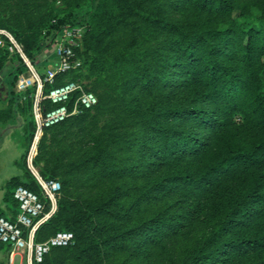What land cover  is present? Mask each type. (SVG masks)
Returning a JSON list of instances; mask_svg holds the SVG:
<instances>
[{
	"label": "rangeland",
	"instance_id": "1",
	"mask_svg": "<svg viewBox=\"0 0 264 264\" xmlns=\"http://www.w3.org/2000/svg\"><path fill=\"white\" fill-rule=\"evenodd\" d=\"M86 1L0 0V29L18 36L25 47L31 38L44 36L57 17ZM229 1L233 8L205 13V8L192 0H104L90 26L82 27L77 48L82 67L76 72V80L94 90L99 104L74 114L62 126L45 131L35 143L32 134L28 139L23 137L19 125L32 123L30 92L18 95L10 84V73L19 59L6 44H0L8 52L0 69V126L8 129L5 135L0 132V206L5 207L7 180L23 173L22 162L29 178L33 177V170L42 175L51 172L61 182L67 178L66 173L72 175V190H63L64 212L60 208L59 216L73 222L77 240L68 249L51 251L45 264H177L182 257L185 264H192L200 247H209L226 209L243 197L250 175L242 170L229 176L219 175L209 188L199 192L165 180L169 190L163 195L156 181L173 175L200 176L210 158L226 152L234 128L242 133L253 129L245 127L239 115L218 129L183 118L169 121L154 114L168 126L192 129V135L205 142L206 152L175 157L165 152L160 136L151 128L155 119L140 117L138 113L158 105L194 103L213 107L199 99L201 85L184 74L182 68L177 66L173 74L161 78L150 64L170 50L177 28L214 26L242 10L264 8V0ZM51 62L55 63L54 56L52 61L39 62L38 66L44 70ZM74 75L68 74L65 80ZM222 128L225 129L221 131ZM32 129L30 124L29 132ZM22 143L25 148L20 165L16 160L22 155ZM126 165L132 167L128 172L119 170ZM97 169L108 175L101 186L98 183L103 173H97ZM82 171L87 172L88 181H80ZM82 183L90 186L88 191L92 190L90 201L77 189ZM114 194L121 199L109 200ZM69 203H73L71 209ZM159 211L183 222V231L172 241L164 246L159 242L141 245L140 236L124 235L136 225L152 222ZM263 236L264 221L253 218L243 224H231L217 241ZM87 246L90 248L84 251ZM8 255L5 248L0 249V264H10ZM222 258L223 262L216 264H262L264 251L258 249L240 256L225 253ZM14 264L26 262L16 255Z\"/></svg>",
	"mask_w": 264,
	"mask_h": 264
},
{
	"label": "trees",
	"instance_id": "2",
	"mask_svg": "<svg viewBox=\"0 0 264 264\" xmlns=\"http://www.w3.org/2000/svg\"><path fill=\"white\" fill-rule=\"evenodd\" d=\"M103 1L87 0L84 5H76L63 16L57 17L49 25V30L44 36H37L26 42L25 50L31 59L37 60L46 49L50 48L60 37L66 24L88 28L93 21V15L101 8ZM192 1L195 5L204 7L203 12L205 13L218 8H225L226 10L228 7L233 8L229 0ZM176 30L175 37L170 41V50L159 60L151 63L150 66L155 72H158V77L161 78L173 74L175 68L179 66L184 74L201 85L199 99L208 102L213 107L206 108L194 103H189L187 106L158 105L147 107L144 112H139L140 117L147 119L153 117L155 119L153 121L154 127L151 128L156 130L160 136L159 141L163 142L165 152L178 157L187 152H206L207 149L203 140L192 135V129L186 130L168 126L157 120L154 114L167 117L169 121L183 118L195 121L199 125H211L218 129L227 126L234 116L239 115L242 117V123L245 124V127L248 126L253 131L242 133L238 128H234L230 133L226 152L215 158H210L206 169L200 176L173 175L163 180H157L156 185L162 195L165 194L166 190H169L167 188L169 185H165V180L176 187L186 185L190 190L199 192L209 188L216 176H229L237 170L246 172L250 175L251 181L244 190L243 197L234 206L226 209L222 221L212 233L209 247H200L198 253L192 257V264L223 262L225 258L223 259L222 255L225 253L240 256L244 252L258 249L264 251V236L262 238L243 237L238 240L217 241L222 231L227 230L233 223L236 225L243 224L253 218L264 221V8L242 10L236 16H228L227 20H221L214 26L202 25L199 29L177 28ZM16 37L19 39L18 36ZM7 53L5 49L0 48V69ZM18 59V66L10 73V84L14 90L19 76L25 70L23 61L19 57ZM78 71L60 75L57 84L65 82L66 76L71 73L75 75L72 79L67 80H76L78 78L76 72ZM85 88L94 92L87 85ZM17 94L19 95V93ZM98 104L99 99L93 108ZM69 118L46 129V131L62 126ZM30 120L34 123L32 112ZM224 129L222 128L221 131ZM33 131L34 127L30 134H33ZM122 168L119 170L128 172L132 167L126 165ZM98 172L103 173L101 169H97ZM80 174L81 182L87 180V172L82 171ZM43 176L56 178L51 172ZM66 177L62 182L58 179L62 186L61 195L63 190L67 192L72 190L70 181L72 175L66 173ZM107 177L108 175L103 173L98 184L101 186V181ZM18 185L28 187L42 197L41 188L34 176L29 178L27 173L25 180L18 176L11 177L6 182L3 200L14 206V214L8 217L5 210L0 207V213L11 220H14L18 214L19 203L14 198V190ZM89 188L90 186L86 183H82L77 188L81 191V196L88 201L92 198L89 194L92 190L88 191ZM117 198L121 199V196L114 194L110 195L109 200L114 199V202ZM72 205L73 203H69L68 208L71 209ZM60 208L64 212V208L62 209L61 206V196L57 211L37 229L35 239L37 242L46 241L59 231H72L74 233L73 222L59 216ZM183 226V222L178 217L164 216L159 211L152 222L147 225H136L130 231H126L127 234L124 233V235L140 236L141 245L150 242L152 244L157 243V245L160 243L161 246H164L163 243H169L175 235L178 236L183 231ZM39 237L42 239L38 240ZM76 240L75 234V242ZM72 245L53 247L51 251L68 249ZM1 248H5L6 252L11 251L10 244L0 243ZM89 248L88 246L85 247L84 251ZM172 248L169 247L173 251ZM48 254L42 262L35 264H45ZM177 264H185V257H182V260ZM262 264H264V260Z\"/></svg>",
	"mask_w": 264,
	"mask_h": 264
},
{
	"label": "built area",
	"instance_id": "3",
	"mask_svg": "<svg viewBox=\"0 0 264 264\" xmlns=\"http://www.w3.org/2000/svg\"><path fill=\"white\" fill-rule=\"evenodd\" d=\"M81 29L80 26L65 25L57 41L45 50L53 52L56 59L54 64L44 70L38 66L39 60L31 59L23 43L11 31L0 29V44H6L25 65L15 90L19 94L30 92L34 143L46 129L80 111L92 109L98 103L96 94L86 90L78 80L57 84L60 75L82 67L77 56ZM32 174L41 188L42 197L30 188L18 185L14 190V198L19 203L20 212L14 220L0 213V243L11 245L10 261L20 255L26 264L42 262L53 247L68 246L75 242L72 231H59L42 242L35 240L39 226L57 211L62 186L56 178H45L34 170Z\"/></svg>",
	"mask_w": 264,
	"mask_h": 264
},
{
	"label": "crops",
	"instance_id": "4",
	"mask_svg": "<svg viewBox=\"0 0 264 264\" xmlns=\"http://www.w3.org/2000/svg\"><path fill=\"white\" fill-rule=\"evenodd\" d=\"M55 57V59H56V56H55V54L52 52H49V51H45V53L43 52L39 57H38V59L37 60H39L40 61V63L42 64V63H44V62H46V61H52V57ZM50 64H53L52 62L50 63ZM30 124H32V126L34 127V125H33V123H21V124H19L20 125V127L23 129V137H25V139H28V135L30 134V132H29V126H30ZM4 127L6 126V125H3ZM3 126H0L1 128H0V132H2L4 135L6 134V132L8 131V129H7V127H3ZM33 130V129H32ZM33 135V134H32ZM24 145H23V143H22V149H23V152H22V155H21V157H20V159H18V160H16V163H18V164H20L21 163V159H22V156H23V154H24ZM21 165V164H20ZM24 163L22 162V167H23V173L22 174H20V175H16V176H18V177H21L23 180H25L26 178H27V170L24 168ZM14 177V176H13ZM8 181V180H7ZM1 207V206H0ZM11 205L9 204V203H7L6 201H5V207L4 208H2V209H4L5 210V212H6V214L7 215H13L14 214V212H13V210L11 209ZM8 258H9V261H10V252H9V255H8ZM15 260V259H14ZM10 264H14V261H10Z\"/></svg>",
	"mask_w": 264,
	"mask_h": 264
}]
</instances>
